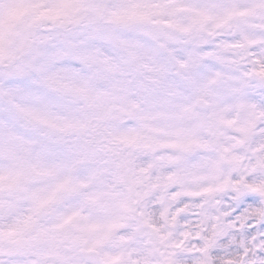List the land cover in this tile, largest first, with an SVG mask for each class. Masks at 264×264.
<instances>
[{
	"label": "snow or ice",
	"instance_id": "6c2138e0",
	"mask_svg": "<svg viewBox=\"0 0 264 264\" xmlns=\"http://www.w3.org/2000/svg\"><path fill=\"white\" fill-rule=\"evenodd\" d=\"M252 15L264 0H0V264L187 260L151 203L186 219L170 201L264 134ZM238 195L212 255L264 264V205Z\"/></svg>",
	"mask_w": 264,
	"mask_h": 264
},
{
	"label": "clouds",
	"instance_id": "9594fccd",
	"mask_svg": "<svg viewBox=\"0 0 264 264\" xmlns=\"http://www.w3.org/2000/svg\"><path fill=\"white\" fill-rule=\"evenodd\" d=\"M244 35L249 39L262 41L257 52H264V15H252L247 18L244 27ZM245 51L222 52L223 56H243ZM242 118V116H241ZM228 135L233 133L226 130ZM234 152L240 157L235 165H225L219 172L204 179H193L187 185L193 191H202L206 187L213 189L212 193L202 196L199 200H189L184 204V197H178L175 201H170L171 211L169 217L181 207L185 211L181 214L186 219L177 218L175 225H169L161 219L158 206L151 203L150 210L153 212L152 222L161 227V231L168 235L167 244H172L181 239L182 232L189 233L185 241V251L183 253L187 260H181L178 256H173V264H222L223 256L214 257L213 251L220 249L218 232L221 226L227 224L228 216L240 205V195L256 196L261 205H264V164L257 161H264V134L254 136L250 143L237 147ZM197 156L205 155L197 153ZM200 175V174H198ZM227 183V186L220 188V185ZM177 191L181 189L177 188ZM159 193L153 195V201ZM250 217L251 213H246ZM117 237L120 235L116 234ZM197 236L199 237L197 241ZM215 242V244L213 243ZM199 255L196 254L198 250ZM176 250L165 249L166 255H171Z\"/></svg>",
	"mask_w": 264,
	"mask_h": 264
}]
</instances>
